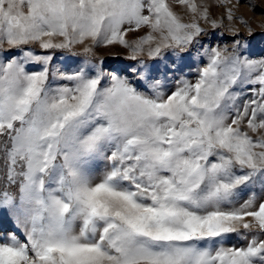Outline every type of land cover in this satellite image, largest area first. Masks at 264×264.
Instances as JSON below:
<instances>
[{"label":"snow or ice","instance_id":"6c2138e0","mask_svg":"<svg viewBox=\"0 0 264 264\" xmlns=\"http://www.w3.org/2000/svg\"><path fill=\"white\" fill-rule=\"evenodd\" d=\"M242 6L0 0V264H264Z\"/></svg>","mask_w":264,"mask_h":264},{"label":"rangeland","instance_id":"374dc122","mask_svg":"<svg viewBox=\"0 0 264 264\" xmlns=\"http://www.w3.org/2000/svg\"><path fill=\"white\" fill-rule=\"evenodd\" d=\"M211 3V0H209ZM257 3L261 5V8H264V0H257ZM223 12L222 8H212V13L214 17H218ZM239 15H243L245 19H247L252 28L255 29L257 32L260 31L259 25L264 24V14H261V9L258 8L255 13L249 10L247 7L242 6L238 13Z\"/></svg>","mask_w":264,"mask_h":264}]
</instances>
